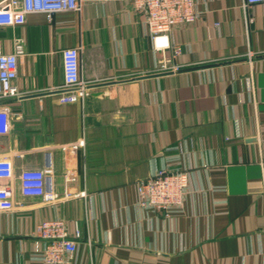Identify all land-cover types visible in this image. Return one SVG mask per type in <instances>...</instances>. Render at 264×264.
<instances>
[{"label":"crops","instance_id":"crops-1","mask_svg":"<svg viewBox=\"0 0 264 264\" xmlns=\"http://www.w3.org/2000/svg\"><path fill=\"white\" fill-rule=\"evenodd\" d=\"M243 1L196 0L199 20L171 39L182 69L206 67L160 75L150 73L159 55L131 0L0 27V52L15 38L25 50L21 94L0 100L11 107L0 157L16 174L50 161L60 197L75 171L70 190L87 194L51 204L14 180L0 264H41L35 230L55 218L81 231L76 264H264V4L245 10ZM67 47L80 48L83 103L59 100ZM161 168L190 172V193L170 216L137 205V181Z\"/></svg>","mask_w":264,"mask_h":264},{"label":"built area","instance_id":"built-area-1","mask_svg":"<svg viewBox=\"0 0 264 264\" xmlns=\"http://www.w3.org/2000/svg\"><path fill=\"white\" fill-rule=\"evenodd\" d=\"M99 0H0V27L21 26L27 15L44 13L52 21L57 13L80 12L86 2ZM112 1V0H102ZM134 8L142 11L153 50L158 53V61L150 73L178 72L183 66L177 62L181 48L174 45L171 32L177 25L196 23L200 14L196 0H131ZM254 4H264V0H244L245 10ZM250 18L246 16L247 24ZM24 42L15 38L13 51L0 52V100L14 98L21 94L14 80L18 76L19 58L24 54ZM80 48L67 47L62 51L64 82L60 88L59 100L63 103L82 102L86 96L85 83L81 78ZM11 107L0 103V134L9 131ZM84 145V141H80ZM77 146V145H76ZM53 173L49 161L43 168H24L15 173L10 156L0 157V212L14 210V188L12 182H20L24 196L42 197L44 202L54 204L61 199L86 197L85 191L72 192L69 184L76 179V172L65 175L63 195L55 192L48 176ZM49 180V181H48ZM190 193V172L186 169L168 170L161 168L137 181V205L149 211H161L171 215L175 208L184 206ZM35 235L43 246L36 259L41 264H76L80 251L81 231L75 226L70 232L68 223L62 218L44 220L35 230Z\"/></svg>","mask_w":264,"mask_h":264},{"label":"water","instance_id":"water-1","mask_svg":"<svg viewBox=\"0 0 264 264\" xmlns=\"http://www.w3.org/2000/svg\"><path fill=\"white\" fill-rule=\"evenodd\" d=\"M200 67H206V66H199V67H193V68H184V69H181L180 71L192 70V69H197V68H200ZM169 73H172V72L158 73V74H154V75L169 74Z\"/></svg>","mask_w":264,"mask_h":264}]
</instances>
